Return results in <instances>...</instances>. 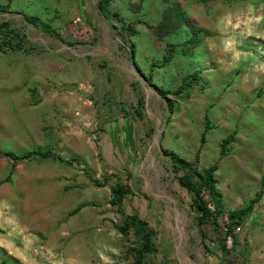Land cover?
<instances>
[{"label":"rangeland","instance_id":"1","mask_svg":"<svg viewBox=\"0 0 264 264\" xmlns=\"http://www.w3.org/2000/svg\"><path fill=\"white\" fill-rule=\"evenodd\" d=\"M98 1L0 0V23L24 35L23 48L29 49L0 48V87L15 85L24 103L49 105V117L40 126L50 142L39 149L60 156L50 158L75 170L70 177L56 171L55 182L62 177L68 184L64 201L74 189L81 198L78 205L63 204L61 210L59 200L54 205L51 253L15 255L0 247V264H135L139 242L132 231L124 235L118 229L124 214L132 213L154 229L157 251L147 255L146 264H264V194L232 228V236H226L228 212L245 206L264 176V109L257 106L264 97V0H228L226 21L238 24L231 31L200 24L190 10L196 0H112L109 9L133 24V32L115 29ZM181 12L196 25L195 33ZM25 14L36 16V23ZM45 24L57 35L47 32ZM196 36L195 46L189 40ZM217 44L220 50L229 46L230 60L236 57L234 72L256 70L261 77L242 117L228 120L237 121L238 128L219 142L217 156L204 157L203 147L216 125L208 115L212 102H203L206 74L217 66L210 50ZM194 74L199 80L170 95L175 100L170 110L155 86L176 92ZM230 135L233 140L220 159L221 143ZM162 147L189 161L197 159L200 169L217 162L223 205L218 224L199 226L193 194L179 181L185 171L174 168ZM2 153L0 164L7 160L11 165L0 175V187L15 181L19 162L38 158L14 160ZM117 185L127 189L120 206L110 202ZM225 236L229 252L222 251ZM5 237L13 250L23 246L14 230L0 224V238Z\"/></svg>","mask_w":264,"mask_h":264},{"label":"crops","instance_id":"2","mask_svg":"<svg viewBox=\"0 0 264 264\" xmlns=\"http://www.w3.org/2000/svg\"><path fill=\"white\" fill-rule=\"evenodd\" d=\"M190 3L188 2V5ZM228 7H231L228 0H209L192 3L190 10L200 24L208 30H236L237 23L226 21L224 14ZM243 27L245 26L240 24V28ZM211 47L213 48L210 51L216 59L217 66L215 65L206 74L209 82L203 104L206 106L207 101L212 102L208 115L216 125L208 134L207 143L203 147L204 157L211 154L217 156L219 142L229 132L238 128L237 121L229 122L228 120L231 118L238 120L242 117L241 112L245 109L247 98L260 84L261 77V72L256 70L234 72V66L231 63L236 62V57L233 56L230 60L229 54L232 51L229 46L222 45V51L218 44L217 48ZM3 83L5 84V81ZM257 106L264 109V97ZM48 110L49 105L46 103L34 105L24 103L23 95L20 90L17 91L15 85L0 87V149L19 154L39 149L49 143L47 130L40 126L42 119L49 117L45 113ZM9 165L11 164L7 160L0 164V175L8 173ZM56 171L58 176L65 173L70 177L75 170L65 169L54 158H30L17 164L14 182L0 187V210L4 214L0 216V224L14 230L23 243L22 247H16L13 250L7 237L0 238V247L10 248L9 253L32 255L40 251L41 254L46 255L53 250L51 244L55 237L50 234V231L56 220L54 205L59 200L57 206L61 210L63 204L68 205L74 202L78 205L81 201L80 192L77 189L72 190L64 201L63 188L68 184L62 180V177L57 183L55 182Z\"/></svg>","mask_w":264,"mask_h":264},{"label":"trees","instance_id":"3","mask_svg":"<svg viewBox=\"0 0 264 264\" xmlns=\"http://www.w3.org/2000/svg\"><path fill=\"white\" fill-rule=\"evenodd\" d=\"M112 0H99L98 1V9L104 15L110 14L111 21L113 22L114 28L119 29V27L124 30L134 31L133 24L127 23L118 12L111 11L109 9V4ZM196 1H209V0H196ZM25 17L31 21L35 22L37 19L36 16L25 14ZM182 20L185 24H187L192 31L196 32V25L190 20L189 17H186L184 13L181 12ZM36 23V22H35ZM44 29L47 32L52 34H56L54 28L50 25L45 24ZM4 38V40H1ZM24 35L20 34L16 29L11 28L8 24L2 22L0 23V48L2 49H20L24 51H29V49L23 48L22 42L24 41ZM199 38L196 36L194 38H190L189 42L194 43L193 45H197L199 42ZM131 57H134L135 54V42L132 41L130 45ZM169 60V58H168ZM193 80H199L197 74L191 75V79H185L181 84L180 88L176 91H170L164 89L162 87L155 86L157 92L167 100L168 107L172 110L175 106V100L171 98L170 95H179L185 88L192 85ZM208 130V124L206 123V128L201 136V145L206 140V134ZM233 135L228 136L221 143V152L220 159L225 156L228 152L227 146L233 140ZM162 151L164 154L170 157L174 168L178 171L183 169L184 174L179 176L180 183L186 187L193 194V206L197 211V222L199 226L203 224H218V215L223 212L222 205V194L217 188V179H216V171L218 168L217 162L213 165H210L206 168L200 169L196 161H189L182 156H180L177 152L162 147ZM2 153V152H0ZM2 154L6 156H10L14 160L25 159L34 156L38 157H50L54 156L55 158L62 159L60 156L53 155L50 151H42L40 149L30 150L23 155H17L12 152H3ZM198 157V156H197ZM127 194V189L123 185H117L112 189V198L110 202L113 205L120 206L122 204L123 198ZM264 194V176L262 178V187L256 193V195L250 199V201L243 207L230 210L228 212V216L231 220L230 227L227 230L226 236H232L233 230L232 228L240 224L244 221L245 217L250 214L255 205L262 199ZM209 204H213L215 209L213 210ZM120 232L124 235H127L131 231L134 233L138 240V245L134 248V259L135 264H146L145 258L147 255L154 253L157 251L156 244L154 242V229L149 225V223L141 218L137 213L132 214H124L123 220L121 224L118 226ZM224 237L221 241L222 251L229 252L231 248H228L227 237Z\"/></svg>","mask_w":264,"mask_h":264}]
</instances>
